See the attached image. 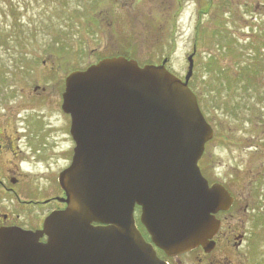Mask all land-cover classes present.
Instances as JSON below:
<instances>
[{
    "label": "rangeland",
    "instance_id": "374dc122",
    "mask_svg": "<svg viewBox=\"0 0 264 264\" xmlns=\"http://www.w3.org/2000/svg\"><path fill=\"white\" fill-rule=\"evenodd\" d=\"M250 9L238 0H0V127L5 124L12 136L10 149L0 152V178L26 199L55 192L53 174L71 155L65 134L70 119L60 104L72 70L129 52L141 64L169 57V69L183 77L196 47L191 86L217 126L202 166L211 179L247 194V180L260 170L264 129L258 108L253 124H246L242 102L254 101L236 78L250 62L252 35H260ZM211 58L219 64L215 70ZM32 135L33 145L41 135L44 145L29 147ZM13 167L17 172H10ZM13 177L19 182L12 183ZM13 200L0 188V213H20ZM49 207L34 205L21 214L40 216Z\"/></svg>",
    "mask_w": 264,
    "mask_h": 264
},
{
    "label": "water",
    "instance_id": "95a60500",
    "mask_svg": "<svg viewBox=\"0 0 264 264\" xmlns=\"http://www.w3.org/2000/svg\"><path fill=\"white\" fill-rule=\"evenodd\" d=\"M165 63L112 57L66 78L62 108L76 142L59 178L68 207L47 218L50 242L30 254L20 257L14 251L25 245L0 239V264H164L136 226V205L152 241L169 254L213 236L214 214L231 202L198 165L213 131L188 86L193 63L185 81ZM64 249L69 257L57 258Z\"/></svg>",
    "mask_w": 264,
    "mask_h": 264
},
{
    "label": "flooded vegetation",
    "instance_id": "af4514ba",
    "mask_svg": "<svg viewBox=\"0 0 264 264\" xmlns=\"http://www.w3.org/2000/svg\"><path fill=\"white\" fill-rule=\"evenodd\" d=\"M241 1V0H238ZM245 2V0H244ZM253 6V10L258 14L260 20L264 24V0H248L246 2ZM264 31V27L262 26ZM245 94L250 96L254 101V105L249 102H244V109L249 112L245 116L248 123L253 124V115H256V109L260 110V114L264 116V35L260 53L256 58L250 62L245 71L244 81ZM0 131V152L9 150L11 144L9 139L12 136L8 134L6 128ZM7 131V132H6ZM12 135V133H10ZM66 141L70 145V154L74 148V141L66 131ZM260 143L264 151V129L262 131ZM30 136V145L32 147L34 140ZM36 137V136H35ZM18 140L21 136L17 135ZM42 135L39 140H35V146H42ZM12 142V140H11ZM29 143V142H28ZM39 143V145H38ZM33 145V146H34ZM44 145V144H43ZM255 151L259 150V146H254ZM259 153L258 159L260 170L254 173L253 177L247 180L246 189L247 194L238 195L235 193V184L226 183L222 180L211 179L210 183H221L229 191L232 203L228 210H221L217 213L216 217L220 220V227L216 234L213 236L210 243L198 245L196 248L177 255H169L160 248H156L159 257L166 264H264V152ZM1 156V155H0ZM71 156V155H69ZM16 158V157H14ZM70 158L66 159V164L69 163ZM10 172H17V168L13 167ZM55 176V173L53 174ZM14 183H18L17 177L12 178ZM0 181H3L0 179ZM238 188V187H237ZM49 197L40 200L35 197H29L24 200V205L37 207L52 205L46 211L42 212L40 216L32 215L23 218H11L6 214L0 217V226L4 225H19L28 230H38L42 227L44 219L53 211L62 209L66 206L64 202L59 200L64 193L60 190L59 186L56 187L55 192L52 190ZM47 195V194H46ZM46 201V202H45ZM29 211V210H28ZM30 211H33L31 209ZM38 212L39 209L37 210ZM41 213V212H40ZM6 216V217H5ZM144 232V231H143ZM145 233V232H144ZM47 236H43L40 241L45 242Z\"/></svg>",
    "mask_w": 264,
    "mask_h": 264
},
{
    "label": "bare ground",
    "instance_id": "6f19581e",
    "mask_svg": "<svg viewBox=\"0 0 264 264\" xmlns=\"http://www.w3.org/2000/svg\"><path fill=\"white\" fill-rule=\"evenodd\" d=\"M19 236H17V238H18ZM65 250V249H64ZM64 250H62L61 252H59V255H56L57 256V258H61V259H66L67 257H69L67 254H66V250L64 251ZM60 261V260H59ZM83 261V260H82ZM82 261H75V259L74 258H68L67 260H65V261H61L62 262V264H84L85 262H86V260H84V262H82Z\"/></svg>",
    "mask_w": 264,
    "mask_h": 264
}]
</instances>
